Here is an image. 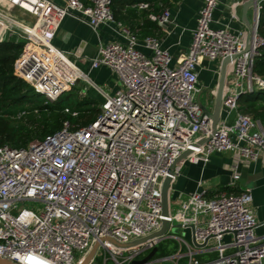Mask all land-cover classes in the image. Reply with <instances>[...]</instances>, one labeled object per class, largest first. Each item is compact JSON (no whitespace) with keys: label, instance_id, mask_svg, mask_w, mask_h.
<instances>
[{"label":"built area","instance_id":"2783aa9c","mask_svg":"<svg viewBox=\"0 0 264 264\" xmlns=\"http://www.w3.org/2000/svg\"><path fill=\"white\" fill-rule=\"evenodd\" d=\"M1 1L33 18L19 21L0 12V20L14 26L9 32L24 43L16 76L45 100H55L80 81L93 86L73 54L52 44L63 17L94 32L113 25L118 38L100 44L87 58L90 70L108 68L117 82L112 94L97 88L103 102L95 120L85 126L64 122L54 134L22 149L0 146V259L81 264L97 243L87 264H133L171 238L179 244L178 253L149 264L168 259L174 264H264V221L256 219L250 189L211 197L195 191L178 204L170 199L184 163L205 165L213 154L231 152L233 188L239 164L264 156L262 126L238 111L240 95L264 89V81L252 73L264 45L256 34L264 0L255 9L253 33L213 27V12L224 0H202L188 50L175 61L157 37L139 39L137 32L114 21L113 0H89L88 5L80 0H62L61 5L52 0ZM238 4H233L232 19ZM133 7L149 10L150 4ZM169 16L165 8L148 19L164 26ZM225 58L221 112L213 125L205 109L211 113L214 102L208 109L197 99L199 73L210 69L206 62L217 64L219 75ZM168 177L172 182L164 215L162 192ZM163 222L168 223L164 235L150 238ZM173 228L181 229L182 236L170 234ZM143 239L137 246H121Z\"/></svg>","mask_w":264,"mask_h":264},{"label":"crops","instance_id":"0c3cea01","mask_svg":"<svg viewBox=\"0 0 264 264\" xmlns=\"http://www.w3.org/2000/svg\"><path fill=\"white\" fill-rule=\"evenodd\" d=\"M52 1L59 5L62 4V0ZM245 1L247 0L222 1L213 12V27H227L232 32H247L248 29L243 19L245 18L248 24L251 25L256 8L251 5L246 9V13L243 14L242 4ZM235 2H239V4L234 10L236 19H232L231 10ZM165 4L169 10V23L164 26L155 24L154 27H150L148 30L153 33V36L157 37L161 48L167 50L172 56L173 61H175L188 50L191 42V33L195 27L196 19L202 6V0H166ZM151 9L152 6L149 11ZM138 11L142 12L145 10L138 9ZM0 12L4 13L6 17L15 20L21 21L24 19L26 22L32 21L30 17L1 0ZM140 12H137V15L134 17L132 14V18L128 19L124 26L132 32H137L138 38L142 39L144 38L142 37V31L140 32V29L137 27L141 23ZM157 12H160L159 8ZM156 14L159 15L160 13ZM9 28H14V26L0 20V43L8 37L14 36L9 32ZM116 38L118 37L113 31V25L102 26L97 32H94L86 24L65 16L58 24L52 37V44L61 51L72 53V60L88 76L93 86L110 94L117 88L115 75L105 67L90 70L87 58H91L96 54L100 44L112 42ZM216 65L211 68L209 67L211 64L204 63V66L210 69H202L199 73L198 87L200 91L206 90L209 94L213 90L216 91L218 83V74L215 71ZM96 73L97 75H104V79L107 80L105 85H103L101 78H98L96 81L93 80L94 77L92 75L94 74L95 76ZM104 87L106 88L104 89ZM97 95L95 94V97H99L101 104L103 97L101 94L97 93ZM232 158L231 152H223L213 154L205 165L184 163L171 186L170 199H173L172 202L178 204L195 191L204 190L207 196L211 197L218 193L232 191L238 193L243 189H250L252 208L254 209L256 219L258 222L264 221V156L239 164V176L235 180L233 188L229 187V184L234 181L230 169ZM259 233H262V231L259 230Z\"/></svg>","mask_w":264,"mask_h":264},{"label":"trees","instance_id":"16d2710c","mask_svg":"<svg viewBox=\"0 0 264 264\" xmlns=\"http://www.w3.org/2000/svg\"><path fill=\"white\" fill-rule=\"evenodd\" d=\"M80 1L84 5L89 4V0ZM142 1L148 2L150 8L152 6V12H140L133 7ZM165 2L166 0H113L112 16L114 21L124 25L132 18V14L134 17L140 12L141 23L137 27L142 31V37L153 36L148 28L154 27L156 23L149 20L148 15L161 13L166 8ZM157 7L160 12H157ZM256 34L264 41V2L260 3ZM23 48L24 43L16 36H10L0 43V146L22 149L32 141L43 140L54 134L62 128L64 122L73 126H85L96 119L99 109H86L83 102L69 105L61 100L62 95L52 101L37 99L31 86L15 74V62ZM252 73L264 81V45L259 47L258 55L254 58ZM90 104H95V101H90ZM238 111L259 122L264 130V89L240 95ZM72 113L77 115L73 116ZM157 247L158 252L154 256L156 259L177 253L175 250L168 252L162 249L160 244Z\"/></svg>","mask_w":264,"mask_h":264},{"label":"water","instance_id":"95a60500","mask_svg":"<svg viewBox=\"0 0 264 264\" xmlns=\"http://www.w3.org/2000/svg\"><path fill=\"white\" fill-rule=\"evenodd\" d=\"M260 2V0H247L245 2H243L242 4V8H243V14L246 13V9L253 5L255 8L257 7V4ZM244 18V16H243ZM31 20H33V18H31ZM244 23L247 26L248 32H255V30L251 27V25L248 24V22L245 20V18L243 19ZM229 59L225 58L219 68V75H218V83H217V88H216V94H215V101H214V105L212 108L211 113L205 109V113L207 115H209L210 120L212 122L213 125H215L220 117V112H221V100L224 94V87H225V82H226V65L228 63ZM171 178H166L165 183H164V187H163V192H162V208H163V214L166 215L168 213V198H169V187L171 185ZM168 229V223L167 222H163L162 228L160 231L156 232L155 234L151 235L150 238L152 237H160L162 235H164V233L167 231ZM174 229V228H173ZM145 241V239L143 240H138V241H134V242H130L124 245H121L124 248H128V247H133V246H137L141 243H143ZM193 244H195V242L193 241ZM119 245V244H117ZM120 246V245H119ZM98 247V244L96 243L92 249L90 250V252L87 254V256L85 257V259L83 260V262L81 264H87L92 257L95 254V251ZM158 252V247H154L145 257H143L142 259L139 260H135L133 261V264H149V262L154 258V256L157 254ZM0 264H13L10 261L7 260H3L0 259Z\"/></svg>","mask_w":264,"mask_h":264},{"label":"rangeland","instance_id":"374dc122","mask_svg":"<svg viewBox=\"0 0 264 264\" xmlns=\"http://www.w3.org/2000/svg\"><path fill=\"white\" fill-rule=\"evenodd\" d=\"M19 14V13H18ZM215 65V63H212L211 66L209 67H213ZM92 75V74H91ZM94 78L93 80L96 81L98 78H101L103 80V85H105L107 83V80L104 79V75H97V73L92 75ZM106 87H104L105 89ZM214 88V87H213ZM100 94L99 91L97 90V88L95 86H87L83 81H80L77 85H75L74 88H72L71 90H68L66 92H64L61 96V100L64 103H67L69 105H73L74 103H78V102H83V107H85L86 109H90V108H100V99L99 97H95V94L97 95ZM113 92H111L110 94H112ZM215 90H213V92L211 94H209L208 91L203 90L201 91L198 96V102L200 103L201 106L203 107H207L208 109L212 108V102L215 101ZM98 96V95H97ZM36 98L37 99H43V96L41 94L36 93ZM95 101V104H90V101ZM171 201H173V199L171 198ZM174 206V205H173ZM172 206V209L174 210L175 208ZM170 234H173L174 236H182V230L179 228H174L170 231ZM190 232L186 231V235H185V240L190 241ZM160 246L162 249L167 250L168 252H172L173 250L177 251L178 253V248H179V244L176 240H173L171 238L165 239L160 243ZM173 255L169 256L172 257ZM175 260L172 259H168L166 262H161V263H157V264H174ZM182 263H184V260L182 261ZM97 264H101V263H97ZM109 264V263H108Z\"/></svg>","mask_w":264,"mask_h":264}]
</instances>
